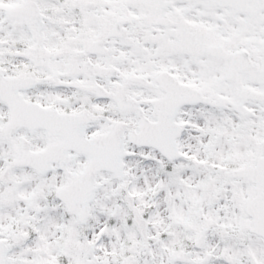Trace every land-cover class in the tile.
Listing matches in <instances>:
<instances>
[{
    "label": "snow or ice",
    "instance_id": "obj_1",
    "mask_svg": "<svg viewBox=\"0 0 264 264\" xmlns=\"http://www.w3.org/2000/svg\"><path fill=\"white\" fill-rule=\"evenodd\" d=\"M0 264H264V0H0Z\"/></svg>",
    "mask_w": 264,
    "mask_h": 264
}]
</instances>
